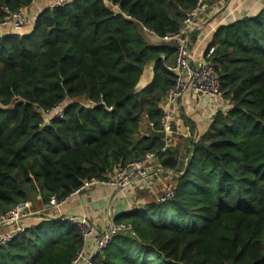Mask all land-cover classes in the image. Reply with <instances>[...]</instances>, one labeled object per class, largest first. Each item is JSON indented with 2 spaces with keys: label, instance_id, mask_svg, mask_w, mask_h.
I'll list each match as a JSON object with an SVG mask.
<instances>
[{
  "label": "trees",
  "instance_id": "1",
  "mask_svg": "<svg viewBox=\"0 0 264 264\" xmlns=\"http://www.w3.org/2000/svg\"><path fill=\"white\" fill-rule=\"evenodd\" d=\"M34 1L0 0V22ZM197 3L72 0L0 37V218L22 203L45 211L162 149V132L141 133L145 119L159 130L175 87L177 46L161 39ZM210 47L229 110L191 142L187 166L173 150L159 157L176 198L119 215L136 237L115 236L94 264H264V10L219 27ZM82 248L77 225L43 218L0 246V264H72Z\"/></svg>",
  "mask_w": 264,
  "mask_h": 264
},
{
  "label": "built area",
  "instance_id": "2",
  "mask_svg": "<svg viewBox=\"0 0 264 264\" xmlns=\"http://www.w3.org/2000/svg\"><path fill=\"white\" fill-rule=\"evenodd\" d=\"M71 1L72 0H56L54 8L65 7L69 5ZM207 1L208 0H198L195 9L186 15L183 27L178 34L161 39L163 42L165 41L167 43L174 42L177 46L175 62L167 66V69L175 75L176 79L175 87L169 91L165 98V113L160 119V128L164 143L162 149L157 153L147 154L139 161L117 166L111 176L106 180L92 179L85 181L82 187L72 195L99 186H114L118 189H132L134 186L140 184L149 185L153 177L157 176L161 171H165V168L159 162V157L167 156L171 148L172 137L176 134L173 115L174 113H178V107L181 105L184 97L189 93L202 99H208L215 113L229 110L230 105L225 99L224 92L221 90L219 74L215 68V48L210 47L205 55L199 58L197 55L198 47H195L193 42V31L203 29L208 22L207 19L203 18L207 11ZM214 1L216 4L222 5L227 0ZM108 5H111L117 12L118 6H114L110 3ZM5 13L7 14V18L4 19L1 25L14 30L15 33H22L29 25L28 16L24 11L11 13L8 9H5ZM230 16L232 15L229 14V17ZM145 30L150 32L147 29ZM214 30H216V28H214ZM150 33L155 36L153 32ZM44 117L48 122H50L53 117L63 118L64 105H59L53 111L44 113ZM190 157L191 154L189 155L187 164ZM176 194L177 186L173 181H162V195L157 198L156 204L171 202L176 198ZM65 201L57 202L53 200L48 206L60 207ZM130 208L131 211L136 209L133 204ZM33 216L35 215L34 212L31 211L30 203H22L2 216L0 218V228L6 227L8 229L0 234V246L12 240L16 235L23 233L25 228L29 226L27 223ZM62 218L77 225L83 241V248L77 253L72 264H94V258L105 251L112 239L117 235L129 234L132 237H136L134 227L130 223H117L110 219L106 230L99 232L95 224H93L87 216L79 218ZM24 220L26 221L22 223ZM91 241L94 242L93 251H89L87 248Z\"/></svg>",
  "mask_w": 264,
  "mask_h": 264
},
{
  "label": "crops",
  "instance_id": "3",
  "mask_svg": "<svg viewBox=\"0 0 264 264\" xmlns=\"http://www.w3.org/2000/svg\"><path fill=\"white\" fill-rule=\"evenodd\" d=\"M55 2L56 0H35L30 8L22 9L21 11H24L29 19V25L22 32V35L31 31L35 19L42 13L53 9ZM207 2L209 3L203 18L207 19L208 22L203 29L193 31V42L194 46L198 47L197 55L199 58L204 56L210 48L214 31L216 32L219 27L228 25L245 16H254L264 10V0H227L222 5L212 4L214 0H208ZM5 9L8 8H4L3 12H5ZM229 14L232 16L229 17ZM2 22H0V37L15 34L14 30L1 25ZM148 34L152 36L155 43H160L158 38L149 32ZM173 58L175 62L176 56ZM169 63L170 65L173 64ZM150 70L152 71L151 68ZM152 77L153 74H150V77L144 81L143 85L145 86ZM214 115L213 106L208 99H202L192 93L184 97L181 105L178 107V113H174L173 115L176 134L172 137L170 148V150L177 153L181 164L184 163L187 166L189 155L192 153L191 142L206 133L213 121ZM146 122L148 123V131H145V137H157L158 131L159 133L162 132L160 127L158 128L159 130H154L150 122L148 120ZM175 176L176 173L174 171L165 169V171H161L157 176L153 177L149 185L140 184L134 186L132 189H118L114 186L91 188L72 195L60 207L46 206V210L44 211L46 213L41 217L35 215L27 225H36L41 219L46 217L79 218L87 216L95 224L97 230L103 232L106 230L110 219L115 221L119 215L130 212L132 204L135 205L136 209H145L149 203H156L157 198L162 195V181H174ZM152 197L154 199H151ZM36 213L37 211H34V214ZM93 245L94 242L91 241L87 247L89 251H93Z\"/></svg>",
  "mask_w": 264,
  "mask_h": 264
},
{
  "label": "rangeland",
  "instance_id": "4",
  "mask_svg": "<svg viewBox=\"0 0 264 264\" xmlns=\"http://www.w3.org/2000/svg\"><path fill=\"white\" fill-rule=\"evenodd\" d=\"M212 4H215V1ZM170 62L173 63L174 62V58H171ZM164 103H165V101H164ZM146 121L147 120L145 119L144 122H143V124H142V131H141V133H142L143 136H144L145 131H148V128H147L148 127V123ZM175 137H177V136H175ZM151 199H154V197H152ZM30 205H31V211L32 212L37 211V213L34 214L36 216L38 215L37 217H41V216H43L46 213V212H44V210L41 207H39L38 204L33 205L32 203H30ZM54 218H56V217H50L48 219H54ZM57 218H60V217H57ZM25 221L26 220H24L22 223H24ZM7 229L8 228H6V227H1L0 228V233H4L5 231H7Z\"/></svg>",
  "mask_w": 264,
  "mask_h": 264
},
{
  "label": "water",
  "instance_id": "5",
  "mask_svg": "<svg viewBox=\"0 0 264 264\" xmlns=\"http://www.w3.org/2000/svg\"><path fill=\"white\" fill-rule=\"evenodd\" d=\"M154 66H155V62H152V63L150 64V68L153 69Z\"/></svg>",
  "mask_w": 264,
  "mask_h": 264
}]
</instances>
